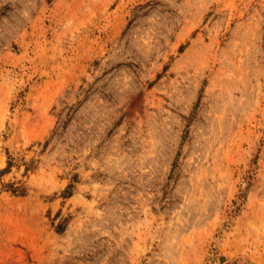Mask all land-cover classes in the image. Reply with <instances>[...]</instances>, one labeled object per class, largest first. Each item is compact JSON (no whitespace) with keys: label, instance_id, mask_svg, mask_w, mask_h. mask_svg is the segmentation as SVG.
<instances>
[{"label":"rangeland","instance_id":"1","mask_svg":"<svg viewBox=\"0 0 264 264\" xmlns=\"http://www.w3.org/2000/svg\"><path fill=\"white\" fill-rule=\"evenodd\" d=\"M0 264H264V0H0Z\"/></svg>","mask_w":264,"mask_h":264}]
</instances>
